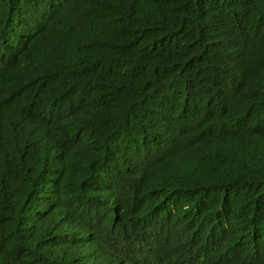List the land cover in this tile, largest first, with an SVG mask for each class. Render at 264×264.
<instances>
[{
    "label": "trees",
    "instance_id": "trees-1",
    "mask_svg": "<svg viewBox=\"0 0 264 264\" xmlns=\"http://www.w3.org/2000/svg\"><path fill=\"white\" fill-rule=\"evenodd\" d=\"M0 264H264V0H0Z\"/></svg>",
    "mask_w": 264,
    "mask_h": 264
}]
</instances>
